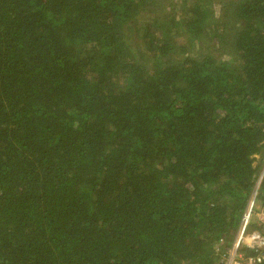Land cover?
Here are the masks:
<instances>
[{
    "label": "trees",
    "instance_id": "1",
    "mask_svg": "<svg viewBox=\"0 0 264 264\" xmlns=\"http://www.w3.org/2000/svg\"><path fill=\"white\" fill-rule=\"evenodd\" d=\"M263 158L264 0H0V264H220Z\"/></svg>",
    "mask_w": 264,
    "mask_h": 264
},
{
    "label": "built area",
    "instance_id": "2",
    "mask_svg": "<svg viewBox=\"0 0 264 264\" xmlns=\"http://www.w3.org/2000/svg\"><path fill=\"white\" fill-rule=\"evenodd\" d=\"M254 195L255 192L251 196V199L243 212L237 235L232 242L230 249H228L226 254L220 258V264H256L264 258V253L262 252L264 250V234L258 230L246 231V226L253 209ZM242 245L254 249L256 253L252 256H243V254L239 252V248Z\"/></svg>",
    "mask_w": 264,
    "mask_h": 264
},
{
    "label": "rangeland",
    "instance_id": "3",
    "mask_svg": "<svg viewBox=\"0 0 264 264\" xmlns=\"http://www.w3.org/2000/svg\"><path fill=\"white\" fill-rule=\"evenodd\" d=\"M218 9H219V6L217 4H215V3H213V10H214L215 14L218 13ZM125 37H126L128 43L131 46H135V42H134L133 38L130 35H125ZM255 159H256V161L254 162V164L258 165L260 163V161H258L259 160V156L257 155ZM263 172H264V158H263L262 166L259 169V174H258L259 177H258V179L256 181V184H255V190L258 188V185H259V182H260V178H261Z\"/></svg>",
    "mask_w": 264,
    "mask_h": 264
}]
</instances>
